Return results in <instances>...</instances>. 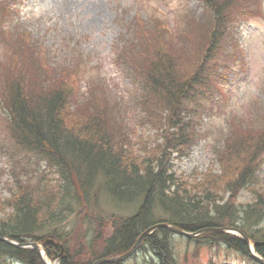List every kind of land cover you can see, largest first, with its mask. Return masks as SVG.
Returning <instances> with one entry per match:
<instances>
[{
  "label": "trees",
  "instance_id": "1",
  "mask_svg": "<svg viewBox=\"0 0 264 264\" xmlns=\"http://www.w3.org/2000/svg\"><path fill=\"white\" fill-rule=\"evenodd\" d=\"M204 1L210 11L208 28L203 24L189 22L185 24L182 32L177 34H169L167 28L162 27L169 35L165 40L154 36L145 39L146 26L140 23V29H133L131 26L123 28L120 43L116 41L114 44V48L120 49L117 64L121 65L120 69L125 78L131 82L136 81L133 83H137L140 88L139 92L133 95L131 102L140 110L148 109L150 114L146 113V117L142 115L141 118L146 125L154 121L159 123L160 128L157 127L155 132H161L164 141V144L160 145L156 144V141L151 144L146 142L145 155H139L129 161L122 148L119 151L116 149L112 137L95 131L97 119L100 116L107 122L115 119L112 118L114 110L120 109L119 104H123V101L110 92L111 90H107V84L103 80L97 79L91 85L89 96L87 97L86 93L82 95L84 103L88 104L89 112L77 113V117H74L66 98L59 91L50 89V81L57 75L55 67L67 64L56 62L57 57L51 59L47 50L44 52L33 44V34L26 30L18 19L20 0H0V44L8 43L10 47H15L21 36L27 42L25 53L15 51L16 62L7 67L12 77L3 78V84L9 90L8 97L0 91V101L5 104L2 108L8 111L11 122V137L17 147L42 157L48 164L59 169V173L63 172L65 178L63 187L58 185L55 193H48L46 190L44 199L42 195H20L14 201L11 216L4 221L0 220V238L17 244L43 241L48 257L59 255L62 248L55 242L58 235L54 226L58 228V224L73 213L74 205L84 203L88 207L91 202L95 204L96 192L100 191L117 205H132L134 211L127 216L111 217L110 222L114 221L115 226L110 237L104 240L102 254L84 264H95L102 259H113L126 254L136 245L141 235L153 227L155 229L144 238L145 246L155 254L158 264H176L168 240L173 232L162 225L194 234L207 231L200 234V240L197 242L225 244L255 260L244 239L218 231L235 228L253 243H259L254 244V252L264 259V242L257 240L253 233L241 229L245 226L240 228L238 225L240 221L248 223L253 217H264V196L257 193L255 201L246 205L243 212L236 208L235 202L221 204L215 199L219 184L223 185L221 191L231 194L239 190L240 184L246 188L247 184L252 182L250 180L256 177V150L259 145L258 142L252 141L264 137V110L255 120H252V117L248 124L239 122L238 131H231L225 136V152L218 156L221 175L210 171L201 185L190 190L174 178L168 165L170 153H183L190 148V141L193 143L194 137L199 135V119L206 110L204 102L208 99L213 102L211 98L216 89L214 67L218 68L221 64L211 55L210 46L221 45L220 41L225 39L224 30L237 22L241 16H248L253 12L249 3L256 7L259 15L263 14L261 0H256V4L252 3V0ZM26 35L32 41L26 40ZM4 37L8 39L3 41ZM199 39L203 47L198 50V57L195 58L193 69L188 74L171 70V67L167 66L175 62L171 57H168L170 62L162 65V59L156 52L159 45L160 49H163L164 46H172L176 40L186 42ZM31 47L37 49L39 56H31ZM81 65L82 63H76L63 68L67 72L70 71V79L74 85L78 83L77 76ZM5 69H1L2 76ZM37 78L46 82V85L40 83L36 87L39 91L31 88ZM75 92L79 94L77 88ZM152 113H155L154 119L150 117ZM69 118L83 120L92 125L94 130L90 127L76 128L71 123L67 125ZM256 123L258 125H255ZM249 124L253 128L249 129ZM245 142H252L255 147L252 151L248 149L251 152L243 156L241 147ZM229 156L234 157L229 159ZM243 158L245 161H242ZM235 175L237 177L233 178ZM248 179L249 182H246ZM233 182L237 184L235 187ZM41 234L52 239L42 240ZM63 249L65 251V248ZM0 256L11 257L23 264H44L35 250L22 249L3 241H0ZM61 264L74 263L63 260Z\"/></svg>",
  "mask_w": 264,
  "mask_h": 264
},
{
  "label": "rangeland",
  "instance_id": "2",
  "mask_svg": "<svg viewBox=\"0 0 264 264\" xmlns=\"http://www.w3.org/2000/svg\"><path fill=\"white\" fill-rule=\"evenodd\" d=\"M261 1L263 14L259 15L256 7L249 3V8L253 12L248 16H241L226 30L224 27L222 32L224 30L225 39L220 41L221 45L210 46L211 55L221 64L218 68H214L222 73L221 76L219 74L214 77L221 90L214 92L213 102L209 99L204 102L206 110L199 119L200 126L197 128L199 135L194 137L193 143L190 141V148L183 153H170L168 157L169 169L174 174V178L190 190L201 185L210 171L216 175L222 174L218 156L225 152L223 151L225 136L231 131H238L239 122L248 124L252 117V120H255L264 110V0ZM253 2L256 4V0H252ZM204 4V0H20L18 19L35 39L32 41L26 35V40L32 41L44 52L47 50L51 59L57 57L56 62L71 66L82 63L77 76L78 86L70 79V71L63 69L67 65L55 67L57 75L53 81H50V89L59 91L66 98L74 117H77L75 115L77 113L89 112L88 104L84 103L82 95L86 93L87 97L89 96L91 85L97 79L103 80L107 84V90H111L110 92L123 101V104H119L120 109L114 110L112 118L115 119L110 122L102 119L101 116L97 119L95 131L100 134L104 132L109 138L112 137L116 149L119 151L122 148L126 153L125 157L132 161L139 155L141 157L145 155L146 142L151 144L156 141V144L160 145L164 144V141L161 132H155L157 127L160 128L159 123L154 121L148 123L149 126L141 118L142 115L146 117V113L150 114L148 109L140 110L131 102L133 95H136L140 88L137 87V83H133L136 81L131 82L125 78L120 69L121 65L117 64V54L120 49L114 48V44L116 41L120 43V33L124 31L123 28L131 26L133 29H140L142 25L140 23L146 26L145 39L154 36L165 40L169 36L165 31L166 28L169 34L181 33L185 24L189 22L203 24L208 28L207 19L210 11ZM21 37L16 41L15 47H10L8 43L0 44V72L2 68H6L3 76L0 73V91L6 97L9 95V90L3 84L5 82L3 78L12 77L7 67L16 62L15 51L20 50L25 53L27 50V42L23 36ZM6 39L8 38L4 37L2 40ZM202 47L200 39L186 42L176 40L172 46H164L163 49H160L159 45L156 52L162 59V65L167 61L170 62L168 57H171L175 62L167 66L175 72L188 74L193 69L198 50H202ZM29 52L31 56H39L35 47L29 48ZM19 73L20 71L17 72ZM40 83L46 85V82L37 78L31 88L39 91L36 87ZM76 88L79 94L75 92ZM79 99L82 102L77 101ZM4 106L5 104L0 101V220L2 221L11 216L14 201L20 195L23 196V193L32 196L42 195L44 199L46 190L48 193H55L58 185L63 187L65 184L63 172L59 173V169L48 164L42 157L17 147L11 137V122L8 111L2 108ZM154 114L150 116L152 119ZM66 122L67 125L71 123L76 128L93 129L92 125L83 120L69 118ZM251 128L253 127L249 124V129ZM252 142H258L259 145L256 150L258 151L256 177L246 181H252L246 188L240 184L239 190L231 194L221 191L223 187L221 184L216 190L215 199L219 200V203L235 202L240 212H243L246 205L255 201L257 193L264 196V137L256 138ZM252 142H245L241 147L243 156L249 154L255 147ZM242 161H245V158ZM236 177L235 175L233 178ZM233 185L235 187L237 184L233 182ZM95 198V204L91 202L88 207L84 203L74 205L73 213L62 220L58 228L54 226V231L58 235L55 242L65 248V251L50 258L46 255L43 241L37 242L41 253L39 255L44 264L45 262L61 264L63 260L84 264L95 259L102 254L104 240L113 232L115 225H113L114 221L110 222L111 217L127 216L134 211L132 205H117L100 191L96 192ZM244 223L241 221L238 223L240 228L245 226L241 229L253 233L255 238L263 243L264 217H253L245 225ZM43 235L45 234L40 235L43 237L42 240L52 239ZM199 236L190 240L173 233L168 238L176 264H259L225 244L207 241L199 243L197 242L200 240ZM144 238L139 242L136 251L118 264H156L158 259L151 249L145 246ZM252 246L250 240V253ZM0 264L23 263L11 257L0 256Z\"/></svg>",
  "mask_w": 264,
  "mask_h": 264
},
{
  "label": "water",
  "instance_id": "3",
  "mask_svg": "<svg viewBox=\"0 0 264 264\" xmlns=\"http://www.w3.org/2000/svg\"><path fill=\"white\" fill-rule=\"evenodd\" d=\"M162 226L168 228L170 231H172L173 233H175L177 235H181V236H184V237H187V238H191V237L197 236L196 234L188 233V232L182 231L181 229H178V228H175V227H171V226H167V225H162ZM154 229H155L154 227L150 228V229H147L141 235V237L138 239L136 245L129 252H127L126 254H124L122 256H119L117 258H113V259H102V260L97 261L95 264L116 263V262H120V261L128 258L129 256H131L136 251V249L138 248L139 242L144 237H146L150 232H152ZM218 231H235V232L239 233L246 241H248L247 238L244 236V234L242 232L238 231V230L231 229V228H226V229H223V230L221 229V230H218ZM204 232H207V231H203V232H199V233H204ZM0 241H3V242H5V243H7L9 245L17 246V247H20V248L21 247H25V246L26 247H32L38 254H40L38 245L36 243H30V244L21 245V244H16L15 242L10 241V240H8L6 238H0Z\"/></svg>",
  "mask_w": 264,
  "mask_h": 264
}]
</instances>
